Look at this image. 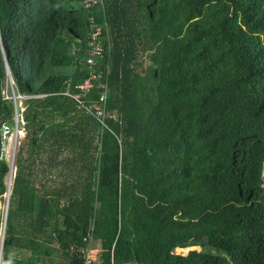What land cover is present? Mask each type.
Returning <instances> with one entry per match:
<instances>
[{"label": "trees", "instance_id": "obj_1", "mask_svg": "<svg viewBox=\"0 0 264 264\" xmlns=\"http://www.w3.org/2000/svg\"><path fill=\"white\" fill-rule=\"evenodd\" d=\"M102 1L104 125L65 95L89 76L78 0H0L3 201L7 64L32 97L1 264H84L90 225L91 264H264V0Z\"/></svg>", "mask_w": 264, "mask_h": 264}, {"label": "built area", "instance_id": "obj_2", "mask_svg": "<svg viewBox=\"0 0 264 264\" xmlns=\"http://www.w3.org/2000/svg\"><path fill=\"white\" fill-rule=\"evenodd\" d=\"M79 5L82 9L86 12V19H87V25H89V31L91 40L89 42L90 48V56L89 58H86V65L87 69H89V76L85 77L82 82H80L76 86V91L73 92L71 90H68L65 92L66 96H69L71 99H73L76 104L79 107H83V109L86 111V113L91 114V116L95 117L98 121H100L104 125V121L107 117L112 116L109 115V112L107 111V104H108V98H109V89H108V78L105 77L107 73L110 72L111 66L110 63L106 64V73L104 72L103 68L101 67V63L104 62L108 56L109 59V52L111 49V43L109 39V34L107 30V25L104 22L103 24H99L95 17V10L99 7H103V1L102 0H78ZM105 41L108 43V47L105 45ZM108 53V54H107ZM105 65V64H104ZM105 80L106 83L104 85V90L102 91L100 97H98L97 100H90V96L93 94V92L96 90L98 82ZM12 86V95L14 97L15 89ZM17 97H19V100H27L31 96H23L17 93ZM6 100L12 101L7 96H5ZM14 125L16 124L17 129L19 126L24 124L23 120V112L25 109L21 110L16 106V103H14ZM22 116V119L20 117ZM13 125V127H14ZM92 239V233H87L86 237L82 239V242L89 243ZM82 255L81 257L84 260V264H91L92 263V254L89 250V247L82 249Z\"/></svg>", "mask_w": 264, "mask_h": 264}, {"label": "rangeland", "instance_id": "obj_3", "mask_svg": "<svg viewBox=\"0 0 264 264\" xmlns=\"http://www.w3.org/2000/svg\"><path fill=\"white\" fill-rule=\"evenodd\" d=\"M13 83H14V81H13L12 76H8L7 86L5 88L4 96L8 95V97L10 99H12V101L14 103H16V106L18 107V110H19V108L21 110H23V109H25V100H22V101L19 100V97H17V92H16V89H15V86H13V88L15 89L14 90L15 91L14 97L11 94L12 93V86L11 85H14ZM31 98L32 97H29L28 99H31ZM110 114L111 113H109V115ZM22 116L20 115L21 119H22ZM24 124L19 126L18 129L16 127V124L14 125V127H10V128L6 126V127H4L5 129H3V132H2V152H3L4 159L8 162V164L10 166V172H9V175L7 176V178H6V184H7L8 192L3 197L4 201L0 200V215H2L3 221H4V218H5V212H6L7 208H9L8 206H9L10 197H11V191H10V188H9L10 176L14 172V169L16 170V165L15 164H16L17 153H18L20 147L23 146V144L25 143V140H26V130H25V125ZM13 175L15 176L14 173H13ZM13 181H14V177H13ZM11 190H12V188H11ZM3 233H4V230L2 229L1 237H0V261L2 260V256H3L2 255L3 251L1 250L2 242L4 241V240L2 241ZM89 250H90L92 256H94L95 253L98 252V244L94 240L91 243ZM189 250L190 251L191 250L201 251V250H203V248L202 247H193V248L189 247L187 249H177L176 253H178V254H187L189 252ZM82 251H84V250L80 251L81 255H82Z\"/></svg>", "mask_w": 264, "mask_h": 264}, {"label": "water", "instance_id": "obj_4", "mask_svg": "<svg viewBox=\"0 0 264 264\" xmlns=\"http://www.w3.org/2000/svg\"><path fill=\"white\" fill-rule=\"evenodd\" d=\"M6 68H7V75H8V76H12L8 64H7ZM12 171H13V170H12ZM13 173L15 174V169H14V172H13ZM12 185H13V182H12ZM8 207H9V206H8ZM6 214H7V210H6V212H5V218H4V221H3V225H4V229H3V230H4V233H3V239H2V241L4 240V237H5V219H6ZM1 250H3V242H2ZM1 252H2V251H1ZM0 263H1V261H0Z\"/></svg>", "mask_w": 264, "mask_h": 264}, {"label": "crops", "instance_id": "obj_5", "mask_svg": "<svg viewBox=\"0 0 264 264\" xmlns=\"http://www.w3.org/2000/svg\"><path fill=\"white\" fill-rule=\"evenodd\" d=\"M5 129V128H4ZM4 157V156H3ZM16 171V170H15ZM13 186V185H12ZM11 192H12V190H11ZM3 229H4V227H3ZM87 232H91V233H93V225H90V227H89V230H87ZM86 237V236H85ZM84 237V238H85ZM91 243H92V239H91V241L89 242V243H85L86 244V246L84 247V248H87V247H89V249H90V245H91ZM3 251V250H2ZM1 264V263H0Z\"/></svg>", "mask_w": 264, "mask_h": 264}, {"label": "bare ground", "instance_id": "obj_6", "mask_svg": "<svg viewBox=\"0 0 264 264\" xmlns=\"http://www.w3.org/2000/svg\"><path fill=\"white\" fill-rule=\"evenodd\" d=\"M13 177H14V175L12 173V175L10 176V180H9V188H10V191H11V188H12Z\"/></svg>", "mask_w": 264, "mask_h": 264}]
</instances>
